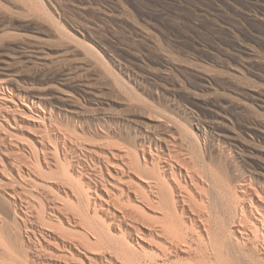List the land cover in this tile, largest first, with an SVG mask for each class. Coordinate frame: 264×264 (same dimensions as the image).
Segmentation results:
<instances>
[{"label": "rangeland", "instance_id": "rangeland-1", "mask_svg": "<svg viewBox=\"0 0 264 264\" xmlns=\"http://www.w3.org/2000/svg\"><path fill=\"white\" fill-rule=\"evenodd\" d=\"M0 99V210L9 214L0 217V264H77L66 248L70 241L94 238L89 231L96 207V216L105 220L103 229L110 222L115 232L107 208L132 214L141 229L142 250L135 254L139 257L125 259L106 245L97 252L102 253L97 264H264L260 225L258 240L249 232L242 239L235 233L243 254L217 241L228 227L233 201L248 207L250 221L258 216L248 211V200L251 207L264 206V0H0ZM41 135L47 161L40 154L38 167L30 148L41 149ZM143 147L151 152H145L146 160L154 159L148 163L151 171L142 167L146 176L148 171L154 176L152 166H164L173 153L185 170L195 172L197 187L188 179L182 182L186 190L178 187L166 172L173 193L165 186L164 193L148 192L153 204L148 203L142 189V195L137 192L144 170L137 174L120 163L134 152L142 160ZM88 151L94 160L116 155L110 159L115 167L110 163L106 171L102 165L105 184L97 193L85 174L98 172L84 157ZM53 154L68 160L61 165ZM76 159L86 167L78 176L85 189L60 171L69 164L66 168L79 175ZM17 164L30 179L19 181ZM199 173H205V181ZM13 192L17 207L9 202ZM135 196L144 200L134 201ZM28 205L26 216L38 225L37 234L43 231L47 237L43 241L36 235L43 246L40 256L26 237L30 224L21 219ZM198 214L208 221L212 238L218 236L211 243L227 249L209 245ZM167 231L177 237L176 245ZM129 238L134 242V235Z\"/></svg>", "mask_w": 264, "mask_h": 264}, {"label": "bare ground", "instance_id": "bare-ground-1", "mask_svg": "<svg viewBox=\"0 0 264 264\" xmlns=\"http://www.w3.org/2000/svg\"><path fill=\"white\" fill-rule=\"evenodd\" d=\"M30 1V0H29ZM32 6V5H31ZM38 6V5H37ZM38 9V8H37ZM44 12V11H43ZM47 13V12H46ZM45 13V14H46ZM48 17V16H47ZM55 19V18H54ZM59 26V25H58ZM64 30V29H63ZM62 30V31H63ZM59 32H60V30H59ZM64 36V35H63ZM96 59V58H95ZM102 64V63H101ZM104 69V68H103ZM107 71H108V69H107ZM112 73V72H111ZM110 75V74H109ZM112 75V74H111ZM122 82V81H121ZM120 83V82H119ZM120 85V84H119ZM18 96V95H17ZM3 98V97H2ZM8 99V98H7ZM24 99V98H23ZM1 100V99H0ZM6 100V99H5ZM24 101V100H23ZM33 102V101H32ZM2 105V104H1ZM35 105V104H34ZM6 106V105H5ZM3 107V106H2ZM7 107V106H6ZM10 108V107H9ZM8 109V108H7ZM1 111H2V109H0ZM54 116V115H53ZM4 118V117H3ZM39 118V117H38ZM43 118V117H42ZM51 118V117H50ZM40 119V118H39ZM45 120V119H44ZM44 120L42 121V122H44ZM59 120V119H58ZM41 121V120H40ZM45 123V122H44ZM180 126V125H179ZM182 126V125H181ZM202 126V125H201ZM44 127V126H43ZM58 127V126H57ZM177 127V126H176ZM111 129V128H110ZM109 129V130H110ZM50 130V129H49ZM203 130V129H202ZM59 131V130H58ZM147 131V130H146ZM204 131V130H203ZM180 132V131H179ZM183 132H184V130H183ZM264 132V131H263ZM107 133V132H106ZM182 133V132H181ZM188 133V132H187ZM192 133V132H191ZM43 134V133H42ZM103 134V133H102ZM108 135H110L109 134V132L107 133ZM145 134V133H144ZM155 135V134H154ZM183 135V134H182ZM45 136V135H44ZM60 136V135H59ZM142 136V135H141ZM186 136V135H185ZM110 137H111V135H110ZM189 137V136H188ZM45 138H47L48 139V137H46L45 136ZM64 138V137H63ZM38 140H37V143L39 144V146H41L40 148L41 149H37V146L36 145H34V144H31L32 145V148H30L31 149V153L35 156V158H36V160H35V164L38 166V167H40V166H42V165H40L39 166V164H41L40 163V160L38 159L39 157H40V154L42 155V159L44 160H42V162L44 163L45 162V160H46V152H47V148H45V140H44V137L41 135V137H38L37 138ZM132 139V138H131ZM162 139V138H161ZM176 139V138H175ZM50 140V139H49ZM55 140V139H54ZM166 139L164 138V140H160V141H165ZM192 140V139H191ZM195 140V139H194ZM30 141V140H29ZM53 141V140H52ZM56 141V140H55ZM154 141V140H153ZM171 141V140H170ZM199 141V140H198ZM35 142H36V140H35ZM155 142V141H154ZM173 142V141H172ZM160 143V142H159ZM165 143V142H164ZM48 144V143H47ZM46 144V146L48 147V145ZM52 144V143H51ZM54 144H56V143H54ZM64 144V143H63ZM149 144H151V143H149ZM155 145H156V143H154ZM167 144V143H166ZM53 145V144H52ZM171 145V144H170ZM39 146H38V148H39ZM74 146V145H73ZM144 146V145H143ZM25 147V146H24ZM55 146L53 145V147H51V148H54ZM57 147V146H56ZM149 147V146H148ZM171 147V146H170ZM198 147V146H197ZM140 148V147H139ZM147 147H143L142 149H141V154H142V160H140V155L137 153V152H134V154H133V157H131L129 160H127V161H125V159H123V161H120V163H121V167H122V165L127 169V170H135L136 172H137V170L138 169H142V170H144V173L143 174H141V179L140 180H142L143 181V188H141V186H140V190H138L139 189V187H138V191L137 192H141V194L140 195H142V191H143V196L145 195V199H146V201L148 202V203H152V201L151 202H149L150 200H153V199H151V198H149L148 197V195L149 194H153V193H156L157 195L159 194L158 192L160 191V193H161V191L163 192L164 190L166 191L167 189L166 188H168V190L167 191H170L171 192V190H170V187L168 186V184H167V181H166V179H167V176H166V172L168 173V176L170 177V178H168V179H170V181H171V179L172 180H174L175 181V184H177L176 186H178V187H184V186H182L183 184H182V182L184 181V179H185V181L188 179L189 180V182L191 183V184H193V186L194 185H196L195 186V188L197 187V185H198V181L196 180L197 179V177H196V175L194 174V173H191L190 171H188V170H185L186 169V166L184 165V163L183 162H181V161H179L178 159H179V157H178V159H176V158H173V153H172V157L171 156H168L167 158H165L164 159V163H166L164 166H158L159 164H158V162L157 161H159L158 160V158H156L157 159V161L155 162V163H157L158 165H155V166H152V167H154V170L156 169V172L154 171V170H152V171H154L155 172V174L154 173H152L154 176H152V177H150V175H151V173H149L150 171H151V169H153V168H151V165H149L148 166V163H152L153 162V160L154 159H152L151 158V160L150 161H148V160H146V157H145V152L147 153L148 151H149V149H146ZM158 148V147H157ZM25 149V148H24ZM27 149V148H26ZM29 149V148H28ZM33 149V150H32ZM47 149V150H46ZM57 149V148H56ZM159 149V148H158ZM68 150V149H67ZM67 150H66V152H67ZM71 150V149H70ZM124 150V149H123ZM146 150H148V151H146ZM151 150V149H150ZM156 150V149H155ZM161 150V149H160ZM50 151H52V149H50V146H49V151H48V154H50L49 152ZM55 151H57V150H55ZM112 151V150H111ZM170 151V150H169ZM54 152V151H53ZM64 152V151H63ZM71 152V151H70ZM131 152V151H130ZM133 152V151H132ZM164 152H165V149H164ZM166 152H168V151H166ZM54 153H57V152H54ZM109 153V152H108ZM114 153V152H113ZM148 153H151V152H148ZM147 153V154H148ZM47 154V155H48ZM67 154V153H66ZM92 154V153H91ZM90 154V152L88 151L87 152V154L84 156L85 157V159H86V157H88V159H91L92 160V162L93 163H95L96 164V166H98V172L97 173H89L88 171L87 172H85V174H87L86 176H88V179L90 180V181H92V183H93V185H94V188H92L93 189V191L94 192H96V190H97V188H98V186H103L104 187V184H105V179L103 178L104 177V175H102V165L105 167V169H106V171L108 170V168H107V166L108 165H110V163H112L111 165L112 166H114L113 165V163H115V162H111L110 161V159L111 158H113L114 157V155H115V153L114 154H112V152L111 153H109V155L108 154H104V155H102V158H100V160H94L95 158H93V156ZM102 154V153H101ZM101 154H100V157H101ZM152 154H154V153H152ZM156 154V153H155ZM166 154V153H165ZM69 155V154H68ZM131 155H132V153H131ZM168 155V154H167ZM23 157H24V155H23ZM27 157H28V154H27ZM79 157V156H78ZM115 157H116V155H115ZM119 157H120V155H119ZM119 157H117V158H119ZM150 157H151V155H150ZM155 157H156V155H155ZM160 157H161V155H160ZM20 158V157H19ZM32 158V157H31ZM53 158H54V160H55V158H56V160H57V162H59L60 161V163L59 164H63L64 162H62V159H64V158H66V157H64V158H60L61 160H59V158H58V156H56L55 154H53L52 155V160H53ZM164 158V157H163ZM163 158H162V160H163ZM47 159H49V157L47 158ZM67 159V158H66ZM66 159L64 160L66 163H67V161H66ZM80 159V158H79ZM76 159L75 160V162H76V164L80 167L79 169V175H75V173L73 174L72 173V169H70V170H68L67 168H68V166H69V164H68V166H62L63 168L60 170V171H62V174L66 177V179H73V178H75V179H78L77 180V184L79 185V188H82V189H85V188H83V186H82V184L80 183V178L78 177V176H81V175H83L82 174V171H84L83 169H85V168H83V166H82V163L80 162V160L82 159ZM115 159V158H114ZM128 159V158H127ZM160 159V158H159ZM68 160V159H67ZM112 160V159H111ZM161 160V159H160ZM181 160H183L182 158H181ZM16 161V160H15ZM47 161V160H46ZM51 161V160H50ZM82 161V160H81ZM84 161H86V160H84ZM185 161V160H184ZM21 162V161H20ZM23 162V161H22ZM21 162V163H22ZM27 162V161H26ZM62 162V163H61ZM163 162V161H162ZM19 163V162H18ZM29 163V162H28ZM71 163V162H70ZM160 163V162H159ZM14 164V163H13ZM26 164V163H25ZM45 164V163H44ZM47 164V163H46ZM51 164V163H50ZM54 163L52 162V165H53ZM58 164V163H57ZM154 164V163H153ZM188 164V163H187ZM18 165V164H17ZM27 165V164H26ZM35 165V166H36ZM55 165V164H54ZM53 165V166H54ZM118 165V164H117ZM120 165V164H119ZM209 165V164H208ZM14 166V165H13ZM19 166V169H20V165H18ZM60 166V165H59ZM26 167V166H25ZM28 167H29V165H28ZM115 167V166H114ZM119 167V166H118ZM142 167H150V171H148V174H149V176L147 175L146 176V174L145 173H147V171L145 170V169H149V168H142ZM156 167V168H155ZM185 167V168H184ZM211 167V166H210ZM14 168V167H13ZM15 168H18V167H15ZM57 168V167H56ZM94 168V167H93ZM125 168H119V169H121V171H119V172H123L122 171V169L124 170ZM182 168L185 170L184 172H182L181 170H182ZM7 169V168H6ZM30 169H31V167H30ZM35 169H37V168H35ZM55 169V168H54ZM96 169H97V167H96ZM193 169V168H192ZM21 170V169H20ZM20 170H18L17 172V174L19 175V181H20V179L22 178V177H24V176H26V175H24L23 176V173H21L22 172V170L20 171ZM27 170V172L29 173V175H30V170H28V169H26ZM88 170H90V169H88ZM94 170V169H93ZM92 170V171H93ZM208 170H210V169H208ZM103 171H104V169H103ZM115 171H117V170H115ZM141 171V170H140ZM140 171L138 170V172L140 173ZM25 172V171H24ZM27 172H26V174H27ZM126 172H129V171H126ZM138 172H137V174H138ZM60 173V172H59ZM80 173H81V175H80ZM84 173V172H83ZM131 173H133V171L131 172L130 171V174ZM210 173V172H209ZM32 174V173H31ZM108 174V173H107ZM117 174V173H116ZM197 174V173H196ZM201 173H199V175H200ZM203 174V173H202ZM201 174V175H202ZM205 174V173H204ZM204 174L201 176V177H203L204 176ZM207 174H208V172H207ZM17 175V176H18ZM34 175V174H33ZM41 175H42V173H41ZM111 175V174H110ZM109 175V176H110ZM140 175V174H139ZM142 175H144V176H142ZM39 176V175H38ZM136 176V175H135ZM138 176V175H137ZM136 176V177H137ZM209 176V175H208ZM26 177H28V176H26ZM117 177V176H116ZM139 177V176H138ZM139 177V178H140ZM218 177V176H217ZM29 179H30V177H28ZM37 178V177H36ZM64 178V177H63ZM82 178V177H81ZM111 178V177H110ZM129 178H130V176H129ZM132 178V177H131ZM204 178V177H203ZM202 178V179H203ZM212 178V177H211ZM23 179V178H22ZM31 179H32V176H31ZM65 179V178H64ZM104 179V180H103ZM116 179V178H115ZM109 180V179H108ZM204 181H205V178L203 179ZM209 180V182H210V179H208L207 178V181ZM67 181V180H66ZM82 181V180H81ZM114 181V180H113ZM107 182V181H106ZM12 183V182H11ZM213 183V182H212ZM75 184V183H74ZM110 184V183H109ZM188 184V183H187ZM211 184V183H210ZM209 184V185H210ZM10 185V184H9ZM12 185H14V184H12ZM71 185H73V184H71ZM204 185V184H203ZM105 186H107V184L105 185ZM166 187V188H164L163 190H161L162 189V187ZM172 186V185H171ZM200 186V185H199ZM208 186V185H207ZM211 186V185H210ZM244 186V185H243ZM88 188H89V186H87ZM202 187V186H201ZM205 187V186H204ZM175 188H177V187H175ZM188 188V187H187ZM199 188V187H198ZM87 189V188H86ZM141 189H142V191H141ZM172 189V188H171ZM174 189V188H173ZM184 189L186 190V188L184 187ZM189 189V188H188ZM200 189V188H199ZM198 189V190H199ZM214 189V188H213ZM246 189V188H245ZM103 190V189H102ZM106 190H108V189H106ZM217 190V189H216ZM223 190H225V189H223ZM242 190V189H241ZM173 191V190H172ZM189 191V190H188ZM187 191V192H188ZM222 191V190H221ZM242 191H244L245 192V190H242ZM16 192V191H15ZM148 192H150L149 194H147ZM196 192V191H195ZM198 192V191H197ZM224 192V191H223ZM229 192V191H228ZM243 192V193H244ZM10 193V192H9ZM84 193V192H83ZM97 193V192H96ZM95 193V194H96ZM164 193V192H163ZM161 194L162 195V198L164 199V194ZM168 193V192H167ZM171 193H173V192H171ZM190 193V192H189ZM189 193H188V196H190L189 195ZM219 193H221V192H219ZM120 194H121V192H120ZM122 194H124V192L122 193ZM121 194V195H122ZM137 194V193H136ZM136 194H134V195H136ZM174 194H176V193H174ZM173 194V195H174ZM193 194V193H192ZM198 194V193H197ZM222 194V193H221ZM236 194V193H235ZM11 196H10V198L11 199H9V202L10 203H12L15 207H17V202L15 201L16 199L14 198L15 196H16V194L13 192V193H11L10 194ZM80 195V194H79ZM156 195V196H157ZM161 195H159V198H161ZM170 195V194H169ZM182 195H184L183 193H182ZM194 195V194H193ZM192 195V196H193ZM199 195V194H198ZM223 195H224V193H223ZM227 195V194H226ZM97 196V195H96ZM171 196V195H170ZM66 197V196H65ZM80 197H82V196H80ZM127 197V196H126ZM181 197V196H180ZM219 197H220V195H219ZM234 197V196H233ZM237 197H238V195H237ZM240 197V196H239ZM84 198V197H83ZM130 198V197H129ZM143 198V197H142ZM141 198V199H142ZM157 198V197H156ZM192 198V197H191ZM72 199V198H71ZM141 199L139 198V197H134L133 198V200L134 201H137V202H139V201H141ZM147 199H150V200H147ZM186 199V198H185ZM233 199V198H232ZM247 199V198H246ZM2 200V199H1ZM18 200V199H17ZM79 200V199H78ZM87 201L89 200V199H86ZM132 200V199H131ZM142 200H144V198L142 199ZM173 200V199H172ZM174 200H175V198H174ZM179 200H181L182 202H183V197H181V199H179ZM190 200V199H189ZM193 200V199H192ZM203 200V199H202ZM221 200V199H220ZM244 200V199H243ZM28 201V200H27ZM26 201V202H27ZM86 201V202H87ZM90 201V200H89ZM88 201V202H89ZM111 201V200H110ZM128 202H130V200L128 199L127 200ZM146 201H144V202H146ZM155 201V200H154ZM153 201V202H154ZM164 201V200H163ZM193 201H195V200H193ZM198 201H200V199L198 200ZM249 201V204H250V206H249V210L248 211H251V212H255V214L258 216L257 218H256V221H250L249 219V217L250 216H248V212H247V210H246V208H248V207H245L244 205H243V203H240V201H233V205H232V211H231V214L230 213H228V215L230 214V216H229V222L227 223L226 221V223L228 224V227H227V229L223 232V234L222 235H220L219 233L217 234L218 236H220V240L218 239L217 241L219 242V243H221L220 245H228L229 247H231V245H232V247H235L237 250H241V251H239V252H241L242 253V249H240V247L242 246V240H239L238 239V237H236L235 236V233H238V235L240 234V236H241V239H242V235H246V232H249V233H251V235H252V237H253V239L255 240V239H259V236L261 235L260 233H261V231H260V228H259V226L258 225H260L261 226V228H262V231L264 232V206L262 207V205L260 206V207H251L252 206V203H251V200H248ZM8 202V201H7ZM81 202V201H80ZM87 202V203H88ZM101 202H104V201H101ZM101 202H100V204H101ZM125 202V201H124ZM156 202V201H155ZM154 202V203H155ZM160 202H161V204H160V206L163 208V205H162V201H161V199H160ZM166 202V201H165ZM168 202V201H167ZM179 202V201H178ZM197 201H195V203H196ZM85 203V202H84ZM90 203V202H89ZM131 203V202H130ZM142 203V202H141ZM157 203H159V202H157ZM156 203V204H157ZM202 203V202H201ZM137 204V203H136ZM147 204V203H146ZM153 204V203H152ZM177 204V203H176ZM179 204H181V203H179ZM199 204V203H198ZM203 204V203H202ZM229 204V203H228ZM232 204V203H231ZM263 204H264V202H263ZM27 205V204H26ZM30 205H31V203H30ZM83 205V204H82ZM86 205V204H85ZM89 205V204H88ZM92 205V204H91ZM105 205H106V203H105ZM138 205V204H137ZM143 205V204H142ZM148 205V204H147ZM149 205H151V204H149ZM172 205H173V207H174V203L172 202ZM184 205H186V204H184ZM6 206V205H5ZM23 206V205H22ZM34 206V205H33ZM36 206V205H35ZM84 206V205H83ZM98 206H100V205H98ZM134 206V205H133ZM157 206V205H156ZM160 206H159V204H158V207L160 208ZM180 206V205H179ZM191 206V205H190ZM248 206V205H247ZM28 207H29V205L28 206H25V211L24 210H22V213L24 214V216H21V219L23 220V221H25V223H26V221H27V223L28 224H30L28 227L26 226V230H27V232L28 233H26L27 234V238L29 239V240H33L32 242L33 243H31V244H33V245H31V247L33 246L34 248H35V252H36V254L37 255H39L40 254V250H41V248L43 247L42 246V244H41V241H40V239H38L39 237L38 236H36V235H38L39 234V236L41 237V239L43 240V238L44 239H47V237H45L46 235L45 234H43V233H45V232H43V231H40L38 234H37V232L36 231H39V230H36V226H38V225H36V226H34V224H32V222H34L33 220H32V222H31V220L30 219H28V217L26 216V214L29 212H27L26 213V210L28 209ZM85 207H87V206H85ZM88 207H90V206H88ZM87 207V210L88 209H90V208H88ZM92 207V206H91ZM96 207V206H95ZM95 207L93 208V209H95ZM112 207V206H111ZM141 208H142V206H140ZM176 207H177V205H176ZM201 207V206H200ZM21 208V207H20ZM31 208V207H30ZM102 208V207H101ZM104 208V207H103ZM106 208V207H105ZM136 208V207H135ZM156 208V207H155ZM164 208H166V206L164 207ZM199 208V206L197 207V209ZM96 209H97V207H96ZM96 209L92 212L93 213V219L91 218L90 220H92V226L90 225V229H92V231H89V232H91L92 233V235H93V237L94 238H92L91 237V239L93 240H91V239H89V238H86L87 237V235H86V239L84 240V242H82L81 240V242H75V243H72V241H70V243L71 244H69V246H67V248L66 249H68V251L70 252H68L67 253V256H69L70 258H71V260H72V262H76L77 264H84V259L85 260H87V263L88 264H97V260H98V258H99V255L101 256V254L100 253H97L100 249L102 250V248H104L106 245H108V247H106L108 250H114L115 252H117L118 253V255H123V256H125L126 258L125 259H127L128 258V256L130 255L131 256V254L133 255H135V254H138V252H140V250H141V248L139 247L140 245H139V242H138V240H139V234L141 233L140 232V227H138L137 225H138V223H137V220H136V218L134 219L131 215H130V213L129 212H127L126 210H122V211H120L119 213H116L115 211H112V209L114 210V207H112V209H108L107 208V211H109L108 213H110V215H112V223L114 222L115 223V225H117V227L118 228H116L118 231L117 232H115V231H111V228L109 227L110 226V222H107V223H109V226H106V227H104V229H103V226H104V224H105V220L103 221L104 222V224H103V222H102V220H100V216L98 215V217L96 216L97 215V212H96ZM180 209V208H179ZM196 209V210H197ZM21 210V209H20ZM29 210V209H28ZM105 210V209H104ZM136 210V209H135ZM156 210V209H155ZM173 210H175V209H173ZM184 211H185V209H183ZM201 210V209H200ZM199 210V211H200ZM41 211V210H40ZM99 211V210H98ZM106 211V212H107ZM118 211V210H117ZM141 211V210H140ZM179 211V210H178ZM189 211V210H188ZM199 211H197L198 213H199ZM16 212V211H15ZM38 212V211H37ZM82 212V211H81ZM105 212V211H104ZM175 212H176V210H175ZM191 212V211H190ZM202 212H203V210H202ZM230 212V211H229ZM250 212V213H251ZM30 213H31V211H30ZM99 213V212H98ZM181 213V212H180ZM193 213H195V211L193 212ZM8 213L6 212V211H4V210H0V217H2V216H6ZM16 214V213H15ZM20 214V213H19ZM104 214V213H103ZM184 214V213H183ZM182 214V215H183ZM191 214V213H190ZM197 214V213H196ZM18 215V214H17ZM38 215V214H37ZM86 215V214H85ZM88 215H89V212H88ZM173 215V214H172ZM187 215H189V214H187ZM203 215H204V213H203ZM8 216H9V214H8ZM27 218H26V217ZM34 217L36 216V215H33ZM40 216V215H39ZM43 216V215H42ZM91 216V215H90ZM186 216V215H185ZM191 216V215H190ZM253 216H255V215H253ZM20 217V216H19ZM30 217H32L31 215H30ZM29 217V218H30ZM82 217V216H81ZM96 217V218H95ZM107 217H110V216H107ZM188 217V216H187ZM36 218V217H35ZM66 218H68V217H66ZM169 218V217H168ZM197 218L198 219H200L201 220V214L199 215H197ZM204 218V217H203ZM226 218V217H225ZM37 219L38 220H42L43 218H41V219H39L38 217H37ZM57 219H58V217H57ZM110 219V218H109ZM165 219V218H164ZM191 219H193V218H191ZM209 219V218H208ZM1 220V219H0ZM45 219H43V221H44ZM47 220V219H46ZM45 220V221H46ZM70 220V219H69ZM134 220H136V224H135V221ZM171 220V219H170ZM196 220V219H195ZM200 220H199V223H201V225H202V229H203V231L205 232V235H206V238H205V240L209 243V245H211V244H217L216 242H214V243H211V242H213L212 240H213V238H217L218 236L217 235H215V236H217V237H213L212 238V235H211V232H210V229H209V226L207 225V223L206 222H208V221H203L204 219H202L201 220V222H200ZM42 221V222H43ZM134 221V222H133ZM168 221V220H167ZM197 221V220H196ZM40 222V221H39ZM58 222H59V219H58ZM61 222V221H60ZM66 222H67V220H66ZM70 222V221H69ZM76 222V221H75ZM91 222V221H90ZM172 222V221H171ZM175 222V221H174ZM2 223H3V221H2ZM111 223V224H112ZM165 223H166V221H165ZM36 224V223H35ZM168 224V223H167ZM172 224V223H171ZM174 224V223H173ZM172 224V225H173ZM196 224V223H195ZM62 225V224H61ZM106 225V224H105ZM108 225V224H107ZM169 225V224H168ZM192 225H194V224H192ZM43 226V223H42V225H41V227ZM113 226V225H112ZM111 226V227H112ZM161 226H164V225H161ZM174 226V225H173ZM172 226V227H173ZM197 226V225H196ZM174 227H177V226H174ZM212 227V226H211ZM215 227V226H214ZM214 227H213V229H214ZM226 227V226H225ZM113 228V227H112ZM115 228V227H114ZM178 228H179V226H178ZM178 228H176L177 230H178ZM191 228H193L192 226H191ZM217 228V227H216ZM219 228V227H218ZM222 228H224V227H222ZM220 229V231H222V230H224V229ZM45 229V228H44ZM89 229V228H88ZM89 229V230H90ZM115 229V230H116ZM166 229H168L167 227L166 228H164L163 227V230H166ZM180 229V228H179ZM48 230V229H47ZM160 230H162V229H160ZM176 230V232H179L180 233V231H177ZM215 230V229H214ZM212 231V233L213 232H215V231ZM159 231V230H158ZM43 232V233H42ZM119 232V233H118ZM150 232V231H149ZM154 232H156L155 230H154ZM168 232V236H169V231H167ZM174 232V235L176 234L175 233V231H173ZM217 232V231H216ZM165 233H166V231H165ZM165 233H161L162 235H164ZM181 233H183V232H181ZM199 233V232H198ZM87 234V233H86ZM160 234V233H159ZM172 234V233H171ZM170 234V235H171ZM131 235H134V237H135V239H134V242L129 238V237H131ZM151 235V234H150ZM154 235V234H153ZM156 235V234H155ZM166 235V234H165ZM176 235H178V233L176 234ZM186 235V234H185ZM201 235V234H200ZM248 235V234H247ZM49 236V235H48ZM141 236V235H140ZM158 236V235H157ZM180 236H182V235H180ZM202 236V235H201ZM133 237V236H132ZM170 237V236H169ZM173 236L171 235V238H172ZM184 237H186V236H184ZM183 237V238H184ZM245 237V236H244ZM252 237H251V240H252ZM33 238V239H32ZM49 238V237H48ZM175 238H177L176 236H174V239ZM183 238H181V239H183ZM240 238V237H239ZM248 238V237H247ZM261 238L262 239H264V235L262 236L261 235ZM164 239V238H163ZM170 239V238H169ZM174 239L172 238V240H171V242L170 243H172V245L173 244H175L176 245V242L177 241H174ZM202 239V238H201ZM201 239H200V241H201ZM175 240H177V239H175ZM28 241V240H27ZM30 241V242H31ZM44 241V240H43ZM48 241V240H47ZM165 241V240H164ZM169 241V240H168ZM181 241H185L184 239L183 240H181ZM180 241V242H181ZM187 241V240H186ZM204 241V240H203ZM202 241V242H203ZM215 241V240H214ZM264 241V240H263ZM30 242H28V243H30ZM68 242V241H67ZM201 242V243H202ZM205 242V241H204ZM135 243V244H134ZM181 243H184L183 245H185L186 246V244H185V242H181ZM149 244V243H148ZM206 244V243H205ZM253 244V243H252ZM169 245V244H168ZM174 245V247H176ZM180 245V244H179ZM218 245V244H217ZM243 245H245V244H243ZM251 245V244H250ZM256 245V244H255ZM254 245V246H255ZM28 246H30V245H28ZM104 246V247H103ZM109 246H111V247H109ZM207 246V245H206ZM212 246V245H211ZM210 246V247H211ZM246 246V245H245ZM169 247H171V246H169ZM178 247V246H177ZM208 247V246H207ZM217 247V246H216ZM218 247H219V245H218ZM221 247V246H220ZM220 247L218 248L219 250H221L222 251V248H224V249H227L226 247H222L221 249H220ZM256 247V246H255ZM260 247H261V245H260ZM173 248V247H172ZM242 248V247H241ZM169 249V248H168ZM223 249V250H224ZM231 249V248H230ZM229 249V250H230ZM234 249V248H233ZM246 249V248H245ZM262 249V248H261ZM171 250H173V249H171ZM215 250V249H214ZM218 250V251H219ZM237 250H236V252H237ZM249 250H251V249H249ZM249 250H248V253H249ZM257 250V249H256ZM256 250H254V251H256ZM29 251H30V249H29ZM43 251V250H42ZM103 251V250H102ZM142 251V250H141ZM164 251V250H163ZM168 251V250H167ZM167 251H165L164 253H166ZM217 251V252H218ZM220 251V252H221ZM226 251V250H225ZM225 251H223L224 252V254H225ZM243 251H244V249H243ZM251 251H253V249L251 250ZM258 251H260L259 249H258ZM216 252V253H217ZM219 252V253H220ZM233 252V251H232ZM235 252V251H234ZM246 252V251H245ZM261 252V251H260ZM30 253V252H29ZM226 253H227V251H226ZM252 253H255V252H252ZM259 253V252H258ZM45 254V253H44ZM243 254V253H242ZM27 255V254H26ZM43 255V254H42ZM141 254H139V256H140ZM163 255H165V257H166V254H163ZM221 255V254H220ZM248 255V254H247ZM246 255V256H247ZM40 256V255H39ZM129 256V257H130ZM136 256V255H135ZM138 256V255H137ZM136 256V257H137ZM138 256V257H139ZM219 256V255H218ZM258 256V255H257ZM132 257H134V256H131V258ZM222 257V256H221ZM124 258V257H123ZM130 258V259H131ZM164 258V257H163ZM218 258V257H217ZM252 258V257H251ZM258 258V257H257ZM129 259V258H128ZM152 259V258H151ZM225 259V258H224ZM252 259H254V258H252ZM259 259V258H258ZM258 259H257V262H259L258 261ZM44 260V259H43ZM131 260H133V259H131ZM104 261V260H103ZM106 261H107V259H106ZM105 261V262H106ZM127 261V260H126ZM217 261H219L218 259H217ZM252 261V260H251ZM263 261V260H262ZM261 261V262H262ZM30 262V261H29ZM41 262V261H40ZM128 262V261H127ZM131 262V261H130ZM132 262H134V261H132ZM150 262H151V260H150ZM253 263H254V260L252 261ZM256 262V261H255ZM152 263H153V260H152ZM151 263V264H152ZM219 263V262H218ZM217 263V264H218ZM44 264V263H43ZM129 264H131V263H129ZM135 264V263H134ZM148 264V263H147ZM262 264V263H261Z\"/></svg>", "mask_w": 264, "mask_h": 264}]
</instances>
